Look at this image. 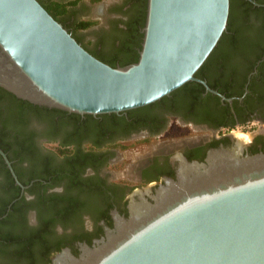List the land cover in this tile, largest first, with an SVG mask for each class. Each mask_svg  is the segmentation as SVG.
I'll use <instances>...</instances> for the list:
<instances>
[{
	"label": "flooded vegetation",
	"instance_id": "af4514ba",
	"mask_svg": "<svg viewBox=\"0 0 264 264\" xmlns=\"http://www.w3.org/2000/svg\"><path fill=\"white\" fill-rule=\"evenodd\" d=\"M37 1L64 4L59 24L69 33L79 21L92 22L72 37L97 60L128 38L127 25L140 24L141 0ZM243 1H236L237 17L216 56L194 76L219 96L188 82L119 114L77 115L30 104L35 108L21 107L14 117L0 95V151L9 164L0 155V236L43 232L47 256L36 254L31 264H50L63 250L77 257L79 244L91 247L104 237L100 223L112 229L113 214L127 218L131 193L147 188L153 194L164 179L175 180L182 160L200 163L210 151L232 147V134L247 135L244 154L263 152L264 0ZM133 150L139 152L130 155ZM4 243L0 264H14L9 254L16 245Z\"/></svg>",
	"mask_w": 264,
	"mask_h": 264
},
{
	"label": "water",
	"instance_id": "95a60500",
	"mask_svg": "<svg viewBox=\"0 0 264 264\" xmlns=\"http://www.w3.org/2000/svg\"><path fill=\"white\" fill-rule=\"evenodd\" d=\"M228 8V0H146L136 62L111 68L37 0H0V88L90 116L147 106L188 82L219 96L193 75L225 32ZM230 139L203 162L182 160L153 194L131 193L127 218L113 214L112 229L99 224L103 238L50 264H264V151L244 154L246 141Z\"/></svg>",
	"mask_w": 264,
	"mask_h": 264
},
{
	"label": "trees",
	"instance_id": "16d2710c",
	"mask_svg": "<svg viewBox=\"0 0 264 264\" xmlns=\"http://www.w3.org/2000/svg\"><path fill=\"white\" fill-rule=\"evenodd\" d=\"M142 5L140 9V24L138 26H131L127 25L126 26V32L128 33V38L122 41L118 47V49L115 50V52L107 57L100 58V62L108 65L111 68H114L116 66L123 67L132 63H135L138 57V51L140 49V43H141V33H138L139 29H142L143 24H144V14H145V1L146 0H141ZM237 0H228L229 3V8H228V16H227V22H226V28H228L230 25H232L233 20L236 19L237 17V5H236ZM243 1V0H242ZM244 2V1H243ZM259 2V1H257ZM42 8L56 21L59 23L60 19L63 18V16L66 13L65 5L64 4H59L55 2H48V4L43 5L42 3L38 2ZM246 2H244L245 4ZM260 3V2H259ZM264 3V2H262ZM70 4V3H69ZM72 4V3H71ZM74 4V2H73ZM93 23L89 21H79L78 23H75L74 26H72L70 30V35L73 36L75 33H80L87 29L89 26H91ZM130 32V33H129ZM130 34V35H129ZM224 33L221 35L218 43L216 46L213 48L211 53L208 55L207 59L214 58L216 56V48L219 42L221 41L222 36ZM87 44H90L88 41ZM137 49L136 51L133 49ZM206 59V60H207ZM205 62V61H204ZM197 72L193 76H196ZM186 84L182 85L178 90L184 88ZM214 88V87H213ZM214 90V89H213ZM177 91V90H176ZM0 95L3 96L6 100V110H8V114H11L12 116H17L19 111L21 110V107L23 108L24 106H27L29 108H35L32 105L28 104L25 101H21L16 99L14 96L10 95L9 93L3 91L0 88ZM14 116V117H15ZM0 149H3L2 146H0ZM43 232H37L32 235H14V236H0V239L2 241H5L4 245H16L14 246V249L12 252L9 254L12 259L14 264H20L23 261H28V264L33 263V257L37 254L40 258L41 257H46V242H44L42 238ZM1 249V247H0ZM47 264V262H46Z\"/></svg>",
	"mask_w": 264,
	"mask_h": 264
},
{
	"label": "rangeland",
	"instance_id": "374dc122",
	"mask_svg": "<svg viewBox=\"0 0 264 264\" xmlns=\"http://www.w3.org/2000/svg\"><path fill=\"white\" fill-rule=\"evenodd\" d=\"M236 136H237V135H236ZM246 136H247V135H244V136L242 135L241 137H238V138L241 139V141H243V140L246 138ZM137 152H139V151H135V150H133V151L130 152V155H133V154H135V153H137Z\"/></svg>",
	"mask_w": 264,
	"mask_h": 264
},
{
	"label": "bare ground",
	"instance_id": "6f19581e",
	"mask_svg": "<svg viewBox=\"0 0 264 264\" xmlns=\"http://www.w3.org/2000/svg\"><path fill=\"white\" fill-rule=\"evenodd\" d=\"M235 135H236V134H235ZM240 136H241V135H240ZM243 142H244V141H243ZM243 142L241 141V139H239V138L236 137V143H237V144H241V143H243Z\"/></svg>",
	"mask_w": 264,
	"mask_h": 264
}]
</instances>
